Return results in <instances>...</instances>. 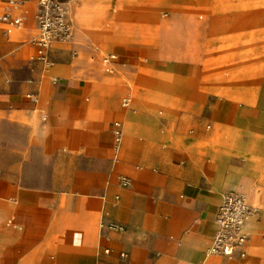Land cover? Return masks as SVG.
I'll return each mask as SVG.
<instances>
[{
	"label": "crops",
	"instance_id": "1",
	"mask_svg": "<svg viewBox=\"0 0 264 264\" xmlns=\"http://www.w3.org/2000/svg\"><path fill=\"white\" fill-rule=\"evenodd\" d=\"M31 1L14 13L28 20ZM64 1L100 21L87 0ZM180 19L169 22L167 51L104 36L117 42L106 49L118 54L120 84L89 41L50 48L46 67L30 58L32 40L0 30V264H264V102L210 95L193 41L203 50L218 26ZM232 191L255 211L246 241L214 253Z\"/></svg>",
	"mask_w": 264,
	"mask_h": 264
},
{
	"label": "rangeland",
	"instance_id": "2",
	"mask_svg": "<svg viewBox=\"0 0 264 264\" xmlns=\"http://www.w3.org/2000/svg\"><path fill=\"white\" fill-rule=\"evenodd\" d=\"M66 4L74 30L73 38L66 42L56 41L52 47L59 43L89 41L94 50L103 51L104 57L110 54L118 55L115 50L106 49L107 44L114 46L117 43L103 42L107 34L116 35L117 38L137 35L140 39L124 43H141L167 51L168 43L175 42L168 31L169 22L173 17L177 15L178 18L184 19L208 20L211 26L214 24L218 26L209 35V44L201 50L198 46L200 41L195 38L194 48L192 47L198 54L202 51L201 55L205 58L202 77L208 85L207 92L215 95V90L219 88L223 89L227 97L235 98L239 102L257 100L264 102V0H87L82 4L83 9L98 11L102 15L100 21L95 23L90 22L94 21L90 15L77 17L70 3L66 2ZM6 6V0H0V14L7 10ZM28 8L32 13L28 20L25 18L21 29L7 34L0 23V30L3 37L9 41L32 40L35 47L30 58L37 59L35 42L39 32L35 18L37 0H32ZM175 9L178 10L175 11ZM29 19L32 21L31 25H28ZM159 21L163 23V26L158 25ZM79 22L83 24L76 25ZM78 32L82 34L81 39L78 38ZM147 35H151L152 39H142ZM180 35L183 37L187 33L182 30ZM183 50L189 51L184 46ZM164 60L167 61L165 58L162 59ZM44 64L49 67L52 64L50 58L49 62ZM108 67L109 70H107ZM101 71L104 74L113 75V83L122 82L119 68L105 64V60ZM5 78L7 79L8 76L6 75ZM123 78V81H127L126 76ZM129 83L132 84L130 80ZM131 93L132 95L125 96L129 104L137 97L135 92ZM34 97L40 99L38 96ZM4 131L9 132L7 125Z\"/></svg>",
	"mask_w": 264,
	"mask_h": 264
},
{
	"label": "built area",
	"instance_id": "3",
	"mask_svg": "<svg viewBox=\"0 0 264 264\" xmlns=\"http://www.w3.org/2000/svg\"><path fill=\"white\" fill-rule=\"evenodd\" d=\"M29 0H7L8 9L0 14V22L5 24V32L11 34L24 26V13H14ZM36 23L38 34L37 58L49 62L48 52L56 41H69L73 38V26L70 19L69 8L64 0H37ZM116 58L115 54L105 57L110 65ZM109 70V67L107 68ZM35 99V97H32ZM117 140L120 141L122 131H116ZM123 185H128L129 179L123 177ZM255 211L246 194L242 192H228L224 194L216 215L219 231L211 245V252L231 255L235 249L246 241L247 235L243 227L247 218Z\"/></svg>",
	"mask_w": 264,
	"mask_h": 264
}]
</instances>
